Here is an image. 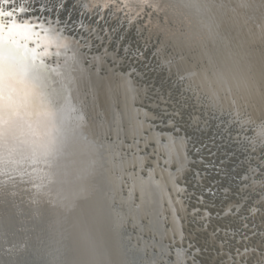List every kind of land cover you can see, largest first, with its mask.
Segmentation results:
<instances>
[{
  "label": "bare ground",
  "instance_id": "bare-ground-1",
  "mask_svg": "<svg viewBox=\"0 0 264 264\" xmlns=\"http://www.w3.org/2000/svg\"><path fill=\"white\" fill-rule=\"evenodd\" d=\"M10 1L7 8L15 10L8 12L14 15L0 14V251L22 256L33 244H41L49 246L51 264H157L161 259L172 264L175 258L167 257L164 237L179 230L178 220L170 216L172 224L167 227L164 212L167 204L173 211L180 207L174 199L182 190L178 178L186 171V145L172 136L161 144L157 131L145 134L139 145L147 113L136 103L135 76L111 61L115 52L110 41L119 28L95 20L111 14L110 18L119 16L131 24L144 17L140 21L148 35L183 51L221 44L204 37L211 33L207 14L213 10L211 3L207 12L206 3L203 10L192 0ZM4 5L0 3V9ZM100 29L108 31L102 43L92 39L103 35ZM99 41L100 47L93 46ZM149 139L164 153L165 164L156 160L142 173L148 157L140 150ZM129 145L135 153L127 154ZM128 179V192L123 193ZM40 219L48 242L43 237L33 243L28 235L31 227L42 232L35 223ZM128 222L137 231L127 234ZM150 231L158 238H146L144 233ZM132 232L140 244L130 240ZM155 247L158 252L151 250Z\"/></svg>",
  "mask_w": 264,
  "mask_h": 264
},
{
  "label": "rangeland",
  "instance_id": "rangeland-1",
  "mask_svg": "<svg viewBox=\"0 0 264 264\" xmlns=\"http://www.w3.org/2000/svg\"><path fill=\"white\" fill-rule=\"evenodd\" d=\"M192 1L200 7L206 3L207 9L202 7L207 12L210 8L215 11L210 10L213 14L217 12L215 16L204 11L211 30L204 37L209 43L221 41V46L210 44L179 51L175 45L148 35L145 23L140 21L144 17L128 24L126 18H110L111 14H105L95 21L116 23L119 28L110 41L115 52L111 61L135 76L139 89L136 103L147 113V127L139 137V145L152 131L160 133L161 144L172 136L186 145L183 157L186 171L178 178L182 190L174 199L180 207L173 211L172 205L167 204L164 212L166 226L172 224L170 216H175L179 229L169 231L164 237L169 248L167 257L175 258L172 264H264V0ZM0 3L6 4L2 8H7L11 1L0 0ZM221 6L227 11L221 12ZM230 22L235 26L233 23L230 26ZM99 32L103 35L92 39L102 43L108 31ZM100 41L93 46L100 47ZM129 146L127 154L135 153ZM140 151L148 157L144 167H140L142 173H147L156 160L160 165L165 164V155L154 139H149ZM135 172L133 168L132 173ZM128 185L129 179L124 183V193L128 192ZM150 232L144 233L146 238H158L157 232ZM131 234L133 244H140ZM157 249L151 250L158 252ZM179 252L182 259L178 258ZM157 263L166 264V259Z\"/></svg>",
  "mask_w": 264,
  "mask_h": 264
},
{
  "label": "water",
  "instance_id": "water-1",
  "mask_svg": "<svg viewBox=\"0 0 264 264\" xmlns=\"http://www.w3.org/2000/svg\"><path fill=\"white\" fill-rule=\"evenodd\" d=\"M9 8H11V7L9 6ZM9 8H6V7L1 8L0 9V14H2L3 17H9V18L12 17L14 14H12V13L10 14L8 11H14L15 9L11 8V10H10ZM122 192H123V190H122ZM116 203H119V200H116ZM15 221L16 220L13 219L10 223L12 225H14ZM10 223H6V225H8ZM35 223H36V226L38 225L41 228L40 230H42V232L38 231L37 228L34 229V228L31 227V229H33V232L28 235V239L31 240V242L34 243V241H37V240L42 241V239L44 237L45 240L47 241L46 237L44 236V235H47V237H48L47 229H46V227L44 225V222L40 219V220L36 221ZM125 225H126V230L125 231H126L127 234H129L130 229L132 231L133 230L137 231V227L132 226L131 223L128 222V223H125ZM19 231L21 233H25V231L22 230L21 228L19 229ZM14 236H16V235H14ZM24 236H25V234H24ZM21 237L23 238V236H21ZM17 239H20L19 235H17ZM39 245L40 246H36V245L33 244V246L29 247V251L27 253H25L24 255H22V256H17V255L16 256H14V255L11 256V255L6 254L3 251H0V264H13V263H16L18 261L23 263V264H51V263L48 262L50 254H48L49 250H47V248L49 246H47V247L45 246L44 247V245L43 246L41 244H39ZM47 245H48V243H47ZM0 248L2 249V246H0ZM146 254H149V252H147Z\"/></svg>",
  "mask_w": 264,
  "mask_h": 264
}]
</instances>
